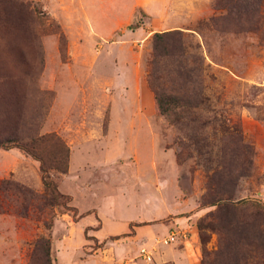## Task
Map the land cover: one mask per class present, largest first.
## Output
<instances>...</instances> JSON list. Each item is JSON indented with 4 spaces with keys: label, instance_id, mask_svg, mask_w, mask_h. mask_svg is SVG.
Instances as JSON below:
<instances>
[{
    "label": "rangeland",
    "instance_id": "rangeland-1",
    "mask_svg": "<svg viewBox=\"0 0 264 264\" xmlns=\"http://www.w3.org/2000/svg\"><path fill=\"white\" fill-rule=\"evenodd\" d=\"M258 1L254 30H222L198 28L224 13L216 0H0V138L58 135L69 149L68 170L50 177L70 198L52 202L39 160L0 146V264L138 261L140 245L165 235L172 217L179 221L170 229L185 237L159 246L154 264H172L157 260L170 246L188 251L181 264H201L203 246L215 250L219 243L217 232L198 227L215 208L201 198L205 171L218 156L240 171L221 188L236 201L264 205V0ZM173 29L188 36L193 61L202 54L208 96L176 124L159 113L145 82L153 34ZM182 88L193 99L201 87ZM225 123L238 137L220 134ZM54 150L47 144L42 152ZM8 181L31 192L10 189ZM248 210L243 216L251 219ZM83 217L91 226L78 223ZM103 219L115 234L98 232ZM150 224L155 232L142 233ZM39 237L49 240L45 262L44 246H34ZM247 239L264 250V228Z\"/></svg>",
    "mask_w": 264,
    "mask_h": 264
},
{
    "label": "trees",
    "instance_id": "trees-1",
    "mask_svg": "<svg viewBox=\"0 0 264 264\" xmlns=\"http://www.w3.org/2000/svg\"><path fill=\"white\" fill-rule=\"evenodd\" d=\"M258 2V0H245L244 3L237 2V0L222 2L216 0L215 9L223 10L224 13L200 21L198 28L208 26L215 29L232 30V28L242 26V30L255 29L256 27L249 24L260 22ZM244 21L248 25H245ZM188 42H190L188 36L180 29L156 32L152 36V51L147 61L145 82L154 94L159 113L164 115L170 124H176L185 117L189 106L198 108V105L208 100V96L204 94L202 68L204 58L199 52L193 61L192 53L188 50L190 48ZM199 47V43L195 42L194 49L197 50ZM190 84L201 87L194 93L193 99L190 95H186L182 88ZM164 87H170V89L166 90ZM220 128V134L223 137L228 139H233L234 136L238 137V130L234 127L225 123L221 124ZM47 144L53 145L56 150L49 154H43L42 149ZM180 145L184 148L183 142ZM0 146L4 148L17 147L39 160L41 181L52 202L66 204L70 201L68 195L59 192L57 184L50 177L52 171L65 174L68 170L69 149L58 135L45 133L25 139L8 135L0 138ZM176 159L182 163L181 150L176 152ZM205 172L206 192L201 198V204L215 208L207 216L209 221L205 222L206 217L202 218L198 227L217 232L219 243L215 250H209L206 245L203 246L201 264H226L228 261H237L239 264H264V250H258L255 245L251 246L247 239L250 232L261 231L264 228V205L259 202L236 201L230 189L223 190L221 188L223 179L229 184H234L240 171L236 173L227 168L222 164L219 156L218 163L209 167ZM7 183L10 185V189L13 187L19 191L31 192L16 182L8 181ZM245 208L250 209L248 211L251 219H246L243 216ZM69 210L75 216V208L70 207ZM74 221L77 220L74 219ZM45 227L46 230H49L50 224L46 223ZM128 234L125 233L122 236ZM119 236L115 235L112 238L116 239ZM41 245L44 246L45 262L48 261L49 255L48 237H39L34 242L35 247ZM257 250L260 253L258 256L255 255ZM33 253H35L34 249Z\"/></svg>",
    "mask_w": 264,
    "mask_h": 264
},
{
    "label": "crops",
    "instance_id": "crops-1",
    "mask_svg": "<svg viewBox=\"0 0 264 264\" xmlns=\"http://www.w3.org/2000/svg\"><path fill=\"white\" fill-rule=\"evenodd\" d=\"M70 169H71V165L69 167V171L71 172ZM72 194H74V193H72ZM84 218L85 217H83L82 219H80V221L78 223H80L81 226L83 225L85 227L91 226V225H89V224H91V221H88V222L87 221L86 222H83L82 221V220H84ZM178 221H179V218L178 217H172V219L169 220L167 222V224L163 227L162 231L163 232H166V234H167V232L170 230L171 226H173L174 224H176V222H178ZM128 222L129 221H127L125 224H122L123 226H120V223H119V225H118L119 228H121V230L127 229V226L129 225ZM106 223L107 222H105V220L103 219L102 220V228L100 230H98V232L102 230L103 231V234L104 233L105 234H115L114 233V230L116 228L115 225H110L109 224V227H108L106 225ZM151 226H152L151 224L150 225H147V229H145L144 231H142V233H144V232H146L148 234L149 233L150 234L154 233L155 232V229L152 228ZM129 230H131V229H129ZM122 234H125V233H122ZM136 235H138V232L134 236H136ZM113 236H115V235H113ZM129 236L130 235L124 236V238H129ZM185 244H187V243H185ZM175 247L176 246H170V247L165 248L163 250V253L157 257V260L160 263L165 262V261H172V264H181L180 263L181 262V258L183 256H187L188 251L185 248H180L179 249V248H175ZM155 256H154V261L156 259ZM110 258H112V257H110ZM138 261L136 259H127L126 261H124L121 264H140L141 263L140 260H138Z\"/></svg>",
    "mask_w": 264,
    "mask_h": 264
},
{
    "label": "built area",
    "instance_id": "built-area-1",
    "mask_svg": "<svg viewBox=\"0 0 264 264\" xmlns=\"http://www.w3.org/2000/svg\"><path fill=\"white\" fill-rule=\"evenodd\" d=\"M180 237H185V233L177 227L170 229L167 234L155 236L149 243L141 244L137 255L142 264H154V256L159 246H167L177 242Z\"/></svg>",
    "mask_w": 264,
    "mask_h": 264
}]
</instances>
